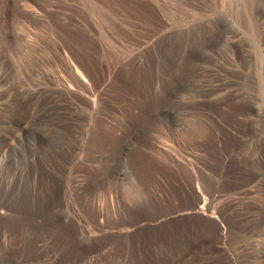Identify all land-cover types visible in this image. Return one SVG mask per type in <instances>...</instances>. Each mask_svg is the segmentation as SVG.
<instances>
[{
	"label": "rangeland",
	"instance_id": "374dc122",
	"mask_svg": "<svg viewBox=\"0 0 264 264\" xmlns=\"http://www.w3.org/2000/svg\"><path fill=\"white\" fill-rule=\"evenodd\" d=\"M0 264H264V0H0Z\"/></svg>",
	"mask_w": 264,
	"mask_h": 264
}]
</instances>
